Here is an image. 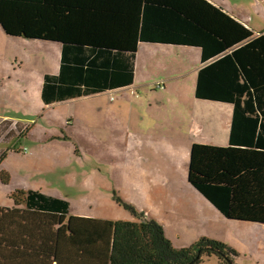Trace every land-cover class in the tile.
Instances as JSON below:
<instances>
[{
    "label": "trees",
    "instance_id": "trees-1",
    "mask_svg": "<svg viewBox=\"0 0 264 264\" xmlns=\"http://www.w3.org/2000/svg\"><path fill=\"white\" fill-rule=\"evenodd\" d=\"M0 27L10 38L60 45L57 75L42 78L46 107L131 87L139 44L199 49L194 97L230 105L232 118L227 147L191 146L188 183L228 221L264 226V36L207 0H0ZM2 124L12 130L0 139V164L21 134ZM0 181L7 185L8 174ZM44 193L15 191L13 208L0 207V264H54L59 217L70 205ZM117 203L132 220L112 224L109 264H202L212 256L233 264L225 244L202 238L175 249L156 221Z\"/></svg>",
    "mask_w": 264,
    "mask_h": 264
},
{
    "label": "rangeland",
    "instance_id": "rangeland-1",
    "mask_svg": "<svg viewBox=\"0 0 264 264\" xmlns=\"http://www.w3.org/2000/svg\"><path fill=\"white\" fill-rule=\"evenodd\" d=\"M223 2L236 14H264V0ZM253 23L256 25L257 20ZM158 49H163L166 54H159ZM158 49L152 45L139 44L138 58H155V62L165 58L170 62V56L185 57L182 54L183 48L159 46ZM197 57L196 52L188 55V74L174 82L165 81L164 77L172 72L173 64L149 63L128 90L46 107L40 99L42 78L44 72H58L60 45L10 38L0 27V120L12 122L21 128V134L9 145L11 154L8 153V157L0 164V170L4 169L13 176L17 174L21 178H28L30 182L41 186L46 194L70 202L71 211L74 213L82 211L96 217L111 214L120 218L119 221L132 220V216L117 203L119 199L130 204L126 200L133 197L128 189H125L124 193L126 200L122 195L125 183L121 172L123 152L133 150L135 144L145 143L148 135L173 137L187 142L186 127L191 115L199 113L203 107H226L230 110L232 108L227 104L195 99L196 70L200 65ZM166 65L168 68L164 70ZM141 66L139 62V67ZM181 70L180 65H177L176 73L179 74ZM158 84L163 85L164 90L156 89ZM115 110L119 111V122L126 123L130 132L139 134L137 140H129L120 134L111 135L108 124ZM152 119L160 125L152 127ZM118 128L119 126L114 129ZM9 130H12V127L0 125V139H3ZM229 130L230 127L227 130L228 136ZM223 135L226 137L222 131L206 135L204 145L219 144L218 138ZM10 139L9 137L2 143ZM99 146H102L108 159H113L112 169L106 166L105 160L95 161V149ZM22 149H26L28 153L24 154ZM156 164L168 167L169 161L166 157L151 159L148 167L152 168ZM182 179H187V173ZM14 183L16 185V178ZM7 185L0 181V206L12 205L7 191L13 185ZM99 195L102 199L101 206L89 209L88 201ZM209 206L214 213L217 212L222 217L226 225L225 220H228L211 203ZM67 221L73 222L70 218ZM229 223L227 228L220 227L225 241L202 236L190 237L184 241L196 243L202 238L213 240L234 251L235 255H230L233 264H264V231L249 230L246 228L249 226L238 221ZM60 224L62 234H65V216ZM234 225L239 228H233ZM250 227L257 228L254 224H250ZM61 257L60 247L56 259L61 260ZM210 258L213 264H218L214 256ZM208 261L209 258L205 264H208Z\"/></svg>",
    "mask_w": 264,
    "mask_h": 264
},
{
    "label": "crops",
    "instance_id": "crops-1",
    "mask_svg": "<svg viewBox=\"0 0 264 264\" xmlns=\"http://www.w3.org/2000/svg\"><path fill=\"white\" fill-rule=\"evenodd\" d=\"M207 1L221 9L246 29L250 30L254 37L264 36L263 13L261 14L258 12L255 14H249L248 12H240L236 14L232 8L223 2V0ZM255 20H257L256 25L253 23ZM152 46H155L158 49L160 45ZM178 48H183L182 54L185 57L180 55L175 57L170 56L168 58L170 62H167L165 58L159 62H155V58L150 57L139 59L138 55H136L134 82L138 76H141L142 70L146 69L149 63H156L158 65L159 63H170L174 65L172 72L164 76L166 79L165 81L174 82V80H179L186 76L188 74V55L191 52H196L198 55L196 59L200 60V51L196 48H188V50L185 47ZM158 50L159 54H166L163 52V49ZM139 62H141V67H139ZM177 65H180V68L182 69L179 74L175 71ZM199 67L196 72H198ZM167 68V65L163 67L164 70H167ZM57 73L44 72L43 76L45 74L57 75ZM130 88L125 89L128 90ZM125 89L113 92H122ZM110 102L112 103L113 100H110ZM118 108L122 107L118 106ZM215 115L217 118H215ZM119 116V111L115 110L112 119L109 121L108 126L111 135L120 134L127 137L129 140H137L139 134L130 132L126 123L121 124V122H119ZM231 117L232 108L230 110L226 107H203L199 113L191 115L188 119L186 127L187 142L173 137H152L148 135L145 143L135 144L133 150H127L122 154L121 172L125 179L122 195L124 197L125 189H128L133 196L132 199L126 200L125 197L124 199L132 204L139 212L144 213L147 219L156 221L162 227L165 238L169 240L175 249L189 248V246L194 243H189L184 241V239H190V237L194 236L225 241L220 231V227H229L230 221L225 220V225L221 219L222 217L217 212V214L214 213L210 208L209 203L189 185L188 164L191 146L193 144H206V135L214 134L217 131L225 132L226 137L223 135L218 138L219 144L213 145L220 147L228 146L229 136L227 130L230 127ZM151 123L152 127L160 125V123L154 119H152ZM118 126V130L114 129ZM94 157L95 161L105 160L106 166L110 169L113 168L114 161L112 158L108 159L106 157V152L102 149V146L95 149ZM162 157H166L169 161L168 167H161L158 164L152 168L148 167V163L151 159L158 160ZM0 172H5L9 176V185H7V187L13 185L7 191L8 198L11 193L21 190L40 191L44 193L41 186L37 183L30 182L28 178H21L17 174L13 176L10 172L5 171L4 169L0 170ZM185 173H187L186 180L182 179V176ZM15 178L17 179L16 185H14ZM57 198L63 199L60 197ZM101 204L102 199L100 198V195L90 199L87 203L89 209L100 207ZM0 207L11 209L13 208V205L9 206V204H6ZM63 217L64 216L59 217L60 223ZM68 218L72 219L73 222H68ZM119 219L120 218H117V216L111 214H107L103 217H96L90 213L82 211H76L74 213L71 211L70 204L69 214L65 215V234H62L60 229L61 224L58 228L54 264H109V259L107 260V257L110 258L112 248V224L119 221ZM242 224L249 226L246 227L249 230L264 231V226L262 225L254 224L257 227L254 228L250 227V223ZM233 228L238 229L239 226L234 225ZM60 247L62 253L61 260L58 258L56 259V253ZM205 262L206 259L202 264H205ZM213 263L212 259L209 258L208 264Z\"/></svg>",
    "mask_w": 264,
    "mask_h": 264
},
{
    "label": "clouds",
    "instance_id": "clouds-1",
    "mask_svg": "<svg viewBox=\"0 0 264 264\" xmlns=\"http://www.w3.org/2000/svg\"><path fill=\"white\" fill-rule=\"evenodd\" d=\"M158 85L161 86L162 89H164L163 85H160V84H158ZM158 85H157V86H158ZM157 86H156V89H157ZM158 90H159V89H158Z\"/></svg>",
    "mask_w": 264,
    "mask_h": 264
},
{
    "label": "built area",
    "instance_id": "built-area-1",
    "mask_svg": "<svg viewBox=\"0 0 264 264\" xmlns=\"http://www.w3.org/2000/svg\"><path fill=\"white\" fill-rule=\"evenodd\" d=\"M157 89L162 90L161 86H159V85L157 86Z\"/></svg>",
    "mask_w": 264,
    "mask_h": 264
},
{
    "label": "water",
    "instance_id": "water-1",
    "mask_svg": "<svg viewBox=\"0 0 264 264\" xmlns=\"http://www.w3.org/2000/svg\"><path fill=\"white\" fill-rule=\"evenodd\" d=\"M199 256L196 257L195 261L198 260ZM194 262L190 263V264H193Z\"/></svg>",
    "mask_w": 264,
    "mask_h": 264
}]
</instances>
